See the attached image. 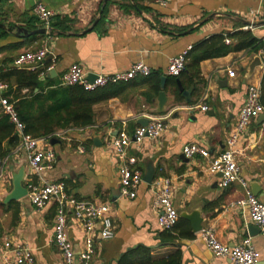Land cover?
<instances>
[{
	"label": "crops",
	"instance_id": "crops-1",
	"mask_svg": "<svg viewBox=\"0 0 264 264\" xmlns=\"http://www.w3.org/2000/svg\"><path fill=\"white\" fill-rule=\"evenodd\" d=\"M103 1L0 0V25L5 27H0V75L20 70L13 67L17 56L44 46L50 54L41 69V81L61 84L63 75L73 64L96 76L124 72L138 62L151 70L149 77L136 78L120 98L95 105L92 127L61 132L55 144L50 143L55 163L40 178L30 176L25 155L17 154V146L4 158L0 181V264H4L1 251L7 240L27 246L37 264H62L61 254L53 242L55 204L36 210L27 197L3 203L12 191L14 175L21 169L25 187L30 180L33 183L61 181L77 199L111 204L114 236L107 241L96 239L95 255L89 264H124L120 263L123 255L142 247L149 249L152 259L166 258L179 251L181 264H233L226 258L213 256L199 235L174 241L162 238L152 206L153 188L143 182L134 199L120 196L115 155L109 142L122 129L132 135L139 126L136 123L139 117L162 119L166 129L157 140L145 139L127 149L129 166L141 172L143 178L146 167L151 164L154 179L172 180V203L179 218L182 213L199 212L202 230L212 227L222 244L239 245L249 235L247 227L254 226L247 210L235 205L245 198L246 191L238 183L221 188L220 174H211L209 163L224 150L248 87L255 85L261 90L264 78L261 69L256 68L250 77L247 70L254 57L264 58V26L250 31L263 43L260 51L231 52L204 60L199 64L200 81L195 79L193 84L188 72L179 77L168 76L167 66L170 58L188 46L195 47L214 35L246 32L244 28L249 24L264 22V0H171L165 7L156 1H133L132 4L129 0L142 10L121 8L120 5H128L126 0H106L111 3L105 18L96 26ZM39 4L54 13L48 28L34 14ZM62 19L70 20L66 25L68 31L52 34L51 24ZM42 29L46 32L35 35L38 39L31 41L30 37H23L26 32ZM47 68L52 69L47 72ZM228 70L234 72L233 77L228 75ZM51 71L55 74L48 77ZM162 77L166 78V104L164 112L159 114L157 98ZM2 82L11 88L8 98L14 105L12 97L17 93V86L13 80ZM187 90H191L190 104L181 95ZM26 93V89L21 91V95ZM260 101L264 105V95ZM203 106L208 110L202 111ZM94 138L99 139L100 145L93 142ZM190 143L207 149L210 158L186 159L182 149ZM80 146L83 153L78 150ZM235 150L241 177L251 194L264 205L263 115L251 120ZM67 233L78 254L83 234L70 221ZM249 236L260 255L259 264H264V236L257 231Z\"/></svg>",
	"mask_w": 264,
	"mask_h": 264
},
{
	"label": "built area",
	"instance_id": "built-area-1",
	"mask_svg": "<svg viewBox=\"0 0 264 264\" xmlns=\"http://www.w3.org/2000/svg\"><path fill=\"white\" fill-rule=\"evenodd\" d=\"M171 0H156V4L165 7ZM34 14L42 24L48 28L50 19L54 13L43 5L34 8ZM254 25L249 24L245 31H253ZM224 43L231 44V40L225 37ZM188 46L182 53L169 59L167 75L179 77L185 69L188 55L192 50ZM49 49L45 46L35 50L27 51L17 56L13 62V67L20 70L37 71L44 67L45 60L49 56ZM52 68H47L49 72ZM264 76V66L261 68ZM89 73L78 65H71L63 75L61 85L81 86L85 91L92 92L108 84L127 83L139 77H149L150 68L138 62L129 70L114 73L108 76L98 75L93 83L87 77ZM230 77L234 72L228 70ZM9 86L0 81V110L7 116L14 126L16 134L20 138V143L16 152L23 153L26 158L29 174L31 177L40 178V175L52 169L55 163V153L48 139H35L25 133V126L20 121L14 105L8 98ZM261 90L258 86L250 85L247 89L245 102L240 109L236 122L226 140L224 150L214 158L210 159L209 172L220 174V187L225 189L234 183H238L246 191L244 199L238 200L235 205L247 210L249 221L264 236V205L253 196L248 188L247 182L241 177L240 168L236 159V144L244 138L245 132L253 118L264 115V105L260 101ZM202 111L208 108L203 106ZM150 123L146 127L138 126L132 135L125 130H120L118 134L110 140L117 166L119 179V194L123 198L134 199L136 192L143 178L141 172L132 169L127 161L126 153L131 144H140L143 140H157L166 129L163 120L160 118H149ZM62 134L54 135L60 138ZM79 152L84 149L80 146ZM183 156L190 160L196 157L209 159L210 153L202 146L190 143L183 147ZM5 159L0 157V181L3 179ZM154 190L153 209L157 214V222L162 231H170L178 222L179 215L172 203L173 186L172 180L167 177H159L152 181L150 185ZM30 204L36 210L46 208L50 203L55 204V214L53 218V242L58 248L62 264H89L95 255V241L110 240L114 236V221L111 216V204L108 202H94L91 200L77 199L67 192L64 182L49 183L39 181L30 183L26 187ZM69 221L74 224L83 234L81 251L76 254L74 246L68 237L67 228ZM197 235L204 242L207 250L215 257L226 258L233 264H259L260 255L251 242V237L247 235L243 241L234 247L222 244L212 227L201 230ZM4 264H37L29 248L23 244H14L11 240L4 242L2 251Z\"/></svg>",
	"mask_w": 264,
	"mask_h": 264
},
{
	"label": "trees",
	"instance_id": "trees-1",
	"mask_svg": "<svg viewBox=\"0 0 264 264\" xmlns=\"http://www.w3.org/2000/svg\"><path fill=\"white\" fill-rule=\"evenodd\" d=\"M128 5H120L121 8L131 10H142L141 6H133L129 0ZM138 2H154L156 0H133ZM111 2H106L99 17L102 21ZM70 20L62 19L51 24L52 34H59L68 31L66 26ZM40 37V36H39ZM225 37L231 40L230 45H225ZM37 36L30 37L33 41ZM263 48V43L255 38L249 31H240L232 35H214L192 48L188 55V61L181 74L189 73L191 83L194 80L200 81L199 64L204 60L220 58L231 52L249 51L257 53ZM42 70H11L0 75L1 81L13 80L17 86V93L13 94L12 101L14 109L20 121L25 126V133L35 139L55 140L54 135L71 130H83L94 125V106L107 102L111 99L120 98L123 93L134 84L132 80L127 83L108 84L92 92L85 91L81 86H63L53 80L41 81ZM181 76V75H180ZM23 89L27 90L21 95ZM158 89V80L155 90ZM38 90L37 93H34ZM11 94L9 88L8 96ZM261 95H264V78L261 84ZM11 102V101H10ZM20 143L14 126L7 116H0V157L5 158ZM9 151H7V149ZM162 238L169 241L180 239H192L189 223L179 218L174 228L170 231H162ZM181 254L176 251L166 258L152 259L149 249L138 248L127 252L120 259V263L131 264H181Z\"/></svg>",
	"mask_w": 264,
	"mask_h": 264
},
{
	"label": "water",
	"instance_id": "water-1",
	"mask_svg": "<svg viewBox=\"0 0 264 264\" xmlns=\"http://www.w3.org/2000/svg\"><path fill=\"white\" fill-rule=\"evenodd\" d=\"M130 1L132 4H134L133 0H130ZM105 3H106V0L103 1L100 12H102V9H103ZM253 25H254V27L264 26V22L259 23V24H253ZM0 27L5 29V27H3L1 25H0ZM45 32H46L45 29L36 30L34 32H26L25 36H23V37L29 38V37H32L35 35L44 34ZM263 61H264V58H261L260 56L254 57L252 62L248 66L247 77H250L256 68L261 69L263 67ZM54 74H55V72L51 71L50 74L48 75V77H53ZM87 79L89 82L93 83L94 80L96 79V75L89 74ZM165 81H166V78L162 77L161 83H160L161 91L158 93V98H157V102H158L157 113H159V114L164 112V106L166 104V93L164 92ZM190 92H191V90H187V91H183L181 94L182 97L185 99V102L187 104H190V98H189ZM136 123L141 127H146L150 123V119L146 118V117H139L136 120ZM93 142L96 145H98V144L100 145L99 139H97V138H94ZM50 143H51V145L55 144V141L51 140ZM7 151H8V149H7ZM154 176H155V171L152 168L151 164H148V166L146 167L145 173L143 175V182L148 184V185H151L152 181L154 180ZM22 181H23V169H21L18 174L14 175L12 191L8 194V196H6V198L3 202L4 204H8V203L13 202V201H18V200L26 197L27 190H26L25 185L22 183ZM180 217L189 222L190 229H191V232L193 235H197L202 230V218H201L199 212H193L191 214L182 213L180 215ZM247 230L249 232V235H252L255 231L259 232V230L252 225L248 226Z\"/></svg>",
	"mask_w": 264,
	"mask_h": 264
}]
</instances>
